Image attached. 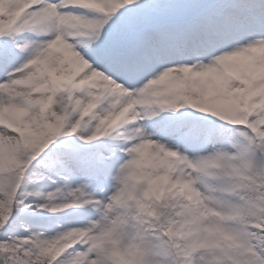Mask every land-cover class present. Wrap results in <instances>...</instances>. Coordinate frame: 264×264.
<instances>
[{
  "label": "snow or ice",
  "instance_id": "snow-or-ice-1",
  "mask_svg": "<svg viewBox=\"0 0 264 264\" xmlns=\"http://www.w3.org/2000/svg\"><path fill=\"white\" fill-rule=\"evenodd\" d=\"M0 8V254L8 264H26L19 243L46 234L25 227L22 215L61 213L45 203L61 186L73 209L101 212L122 237L126 220L108 216L107 197L68 187L74 170L85 172L82 147L102 138L106 124L135 132L121 145L138 153L134 163L147 149L167 156L184 145L240 176L238 187L257 198L242 212L250 219L235 233L232 258L264 264V0H0ZM94 147L102 150L88 171L110 178V146ZM41 161L59 169L55 193L26 190ZM145 171L150 200L188 186L165 190L167 171ZM159 249L142 248L138 264H163L151 259L168 255Z\"/></svg>",
  "mask_w": 264,
  "mask_h": 264
},
{
  "label": "clouds",
  "instance_id": "clouds-1",
  "mask_svg": "<svg viewBox=\"0 0 264 264\" xmlns=\"http://www.w3.org/2000/svg\"><path fill=\"white\" fill-rule=\"evenodd\" d=\"M89 131L81 129L83 134ZM101 132L108 138L102 143L110 146L106 155L112 164V192L104 209L110 218L126 220L122 237L114 236L102 213L95 212L96 218L82 226L21 241L18 254L26 264H138L137 257L147 245H160L159 250L168 251V255L151 257L163 264H234L233 250L238 247L235 233L250 219L242 212L247 201L256 200V191L238 187L244 181L227 165L205 162L184 145L167 156L154 148L147 149L148 155L137 164L134 161L138 153L125 152L121 147L123 140L135 135L134 131L121 133L115 127L108 129L106 124ZM146 169L168 172L165 190L177 181L188 186L183 193L177 187L173 190L176 194L167 195L164 201L150 200L140 183L143 176L149 175ZM122 177L128 182L122 183ZM152 187L160 190L159 183ZM58 198L59 202L45 203L61 213L75 207L68 202L66 192L58 193ZM134 215L138 219L133 220ZM245 259L239 257L240 264ZM0 264H8L6 255L0 254Z\"/></svg>",
  "mask_w": 264,
  "mask_h": 264
},
{
  "label": "rangeland",
  "instance_id": "rangeland-1",
  "mask_svg": "<svg viewBox=\"0 0 264 264\" xmlns=\"http://www.w3.org/2000/svg\"><path fill=\"white\" fill-rule=\"evenodd\" d=\"M75 140V137H72ZM108 138L102 137L99 138L98 141L89 142V145H85L82 147L81 156L83 157L82 163L85 168V172L81 173L78 171H73V175L70 177L68 181V187H76L77 185L85 184L89 185L86 189L88 193L92 195L94 199H104L112 192V182L107 176H95L88 169L91 168L92 165V153L101 151L102 149L98 147H94L95 145H108L107 143H102V141H106ZM110 151V150H109ZM108 151V152H109ZM107 152V153H108ZM80 158L78 157V160ZM108 168H112L111 161L108 160L107 165ZM59 169L51 170L43 164H34L29 169V176L33 179L32 183H29L26 187L28 191H35L41 194H46L48 192H56L58 186L62 185V182L58 180L57 172ZM43 177V179H41ZM52 181H57L56 184L52 183ZM145 181L141 178L140 183ZM68 188L61 186V191L66 192ZM55 199H58V194H56ZM32 200H39L40 197H32ZM96 213L93 209L85 207L82 209H67L63 213L60 214H50L45 218H41L36 212H28L22 215L21 222L24 225L30 226V224L36 225L39 224V229L45 231L47 235H52L56 231H59L65 227L72 226H82L86 224L90 219H95ZM42 220L44 222H42ZM59 226V227H57ZM127 259V257H125Z\"/></svg>",
  "mask_w": 264,
  "mask_h": 264
}]
</instances>
